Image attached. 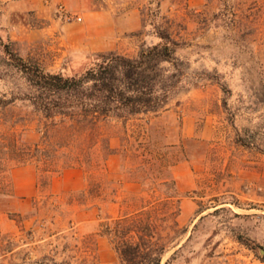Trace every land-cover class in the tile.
<instances>
[{"label": "rangeland", "instance_id": "1", "mask_svg": "<svg viewBox=\"0 0 264 264\" xmlns=\"http://www.w3.org/2000/svg\"><path fill=\"white\" fill-rule=\"evenodd\" d=\"M155 11L182 43L176 57L191 86L157 114L132 118L125 127L101 126L112 148H121L125 137L132 153L107 157L111 184L103 185V203H82L85 166L65 167L48 179L41 166L10 163L0 235L31 231V245L48 253L52 247L45 244L52 242L63 250L58 260L76 264L87 250L98 264H116L99 224L116 217L125 198L162 196L129 181L139 177L130 171L141 153L159 148L166 165L174 163L180 196L178 226L162 264H264V0H0V57L9 45L24 60L64 75L80 72L101 52L134 58L158 41L150 24ZM16 84L0 79V94ZM43 123L16 103L0 111V136L34 143Z\"/></svg>", "mask_w": 264, "mask_h": 264}, {"label": "trees", "instance_id": "2", "mask_svg": "<svg viewBox=\"0 0 264 264\" xmlns=\"http://www.w3.org/2000/svg\"><path fill=\"white\" fill-rule=\"evenodd\" d=\"M157 18L155 11L150 24L158 41L142 47L136 57L114 51L97 53L87 67L72 75L48 72L38 63L24 60L9 45L3 47L0 79L15 78L21 84H16L8 94H0V111L19 103L44 123L37 128L38 139L34 143L17 136H0V203L11 192V182L4 173H8L12 162L41 166L48 179L65 167L85 166L89 181L82 193V203L106 201L103 185L111 184L105 179L107 157L116 150L124 155L132 153L123 144L125 137L120 139L121 148H112L111 136L105 135L101 126L119 122L125 127L132 118L157 114L177 93L191 86L185 68L181 67L183 63L176 57L182 43ZM165 63L168 68L163 66ZM140 156L142 162L130 171L137 172L139 177L129 181L139 185L143 192L159 190L162 196L125 198V207L116 217L100 222L99 233L110 242L117 256L116 264H162L178 226L180 196L171 172L174 163L166 165V152L159 148L148 149ZM94 172L99 180L91 176ZM156 172H163L164 177L150 178ZM55 234L49 233L48 237ZM239 241L254 248L240 238ZM31 244V231L0 235V264H72L65 258L57 259L64 252L58 251L52 242L45 244L52 247L48 253L43 246ZM88 255L87 250L82 251L76 264H98Z\"/></svg>", "mask_w": 264, "mask_h": 264}]
</instances>
